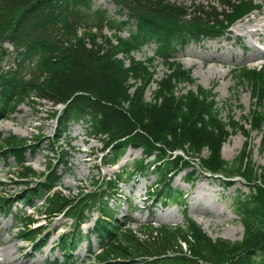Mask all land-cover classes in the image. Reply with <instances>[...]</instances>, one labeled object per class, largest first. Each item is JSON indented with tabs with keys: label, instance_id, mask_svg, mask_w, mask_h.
Here are the masks:
<instances>
[{
	"label": "trees",
	"instance_id": "16d2710c",
	"mask_svg": "<svg viewBox=\"0 0 264 264\" xmlns=\"http://www.w3.org/2000/svg\"><path fill=\"white\" fill-rule=\"evenodd\" d=\"M109 1L117 7L113 13L95 7L94 0H0V61L7 55L2 43L14 47L13 64L0 69V119L37 99L53 106L62 103L60 111L52 112L56 125L53 136L47 137L50 149L69 125L80 122L86 136L101 143L103 165L115 164L127 148L140 149L141 156L113 177L92 180L96 187H78L74 195L59 187L57 169L66 163L63 151L59 150L56 162L50 160L44 171L37 172L26 154L39 150L40 144L0 133V158L14 160V182L20 184L15 195L0 194V214L15 215L18 238L34 250L49 237L38 217L49 221L62 214L71 220L68 232L56 243L61 259L48 264H264V166L254 164L248 145L232 162L221 153L237 130L246 139L253 131L261 132L264 141V66L237 70L238 81L249 86L253 100L248 113L237 120L233 114L223 116L213 88L196 84L191 70L175 58L192 41L222 36L258 5L254 0L191 6L174 0ZM123 31L128 34L122 35ZM151 42L152 56L139 60L132 55ZM156 59L167 68L159 78H155ZM151 82L156 87L147 100L145 90ZM181 84L190 87L181 89ZM196 163L199 171L186 172L185 182L190 185L193 174L208 173L219 175L229 186L230 176L215 171L220 170L238 176L247 187V193L233 199L243 227L241 239H213L190 217L181 224L147 222L137 229L118 220L120 182L153 175L150 200L181 205L185 196L172 186V179ZM15 202L35 212H13ZM93 212L96 217L84 233L81 226ZM93 235L97 250L89 239ZM82 239L87 240L89 255L79 263L73 252Z\"/></svg>",
	"mask_w": 264,
	"mask_h": 264
},
{
	"label": "rangeland",
	"instance_id": "374dc122",
	"mask_svg": "<svg viewBox=\"0 0 264 264\" xmlns=\"http://www.w3.org/2000/svg\"><path fill=\"white\" fill-rule=\"evenodd\" d=\"M174 1L191 6L193 4L207 5L210 2L216 4L217 0ZM254 1L259 3V9L234 22L222 37L200 43H189L175 53V58L182 66L191 70V76L196 84L204 88H213L221 114L223 116L227 113L233 114L237 120L242 119L248 113L253 101L249 86L238 81L237 69L243 65L264 66V0ZM93 5L106 8L110 13L117 9L108 0H94ZM256 24L262 26H256ZM246 29L253 31V34H247ZM92 31L96 32V29L92 28ZM81 32L82 30L79 34ZM102 32L107 35L112 33L106 29ZM127 34V31L122 32L124 36ZM95 35L96 40L101 41L99 34ZM2 45L7 55L0 61V69H6L8 65H12L10 57L13 56L14 50L6 41ZM154 50L155 44L148 43L132 55L136 59L145 60L153 55ZM154 70L155 78H159L167 71V68L160 59H156ZM183 85L186 86V84H181L179 88L183 89ZM155 87V82H151L146 88L145 98L147 100L151 99ZM54 109L56 108L52 106V102L45 99L23 103L14 112L0 120V133L2 137L12 134L31 143L40 144L39 150L26 155L27 162L38 172L45 170L50 160L55 162V151L62 150L66 163L60 165L57 171L61 176L62 189L65 193L70 191L71 194H76L78 187H96L92 184V180L101 181L102 178L112 177L114 172L141 156L140 149L127 148L117 159L115 165H103L99 158L101 143L86 136L85 125L80 122L69 125L67 133H64L56 143L57 147L50 149V141L47 137L52 136L54 131L55 120L52 117ZM42 135L43 137L37 140ZM245 145H248L254 164L264 166V141L261 132L253 131L247 139L238 130L232 132L222 146V157L232 162ZM203 154L205 155L206 151ZM199 169V164L196 163L193 168H186L173 177L172 186L178 187L185 196V201L181 205L154 204L150 200L148 186L154 181L153 175H149L147 179L136 177L120 182L118 186L121 200L117 201L118 220L125 221L130 227L137 229L147 222L155 226L181 224L184 217H190L213 239L219 237L232 241L241 239L243 227L235 214L233 199L240 193H247V187L230 173L220 170L215 171L229 175L232 185H224L220 179L201 174H193V185L182 180L186 172L199 171ZM13 171H16L14 160L10 158L4 161L0 158V180L4 182L0 185V194L15 195L19 191V185L14 183L17 178ZM10 176L13 177L9 180ZM20 208L21 204L17 202L13 210L16 212ZM25 209L27 212L34 211L29 207ZM131 210L134 211L131 212ZM95 217L96 212L91 213L90 219L82 225L84 233L92 226ZM39 222L43 224L46 222L44 232L51 234L41 250L32 252L30 245L22 242L16 230L13 229L16 223L15 216L0 214V250L5 249L3 254L0 251V260H10L12 264L18 259L25 263L47 264L54 258L61 259V253L55 248V242L62 232L69 230L71 220L61 214L49 221L40 217ZM89 239L93 241V249H97L96 237L93 235ZM87 248L86 239L77 243L74 251L77 262L87 260ZM14 258L17 259L14 260Z\"/></svg>",
	"mask_w": 264,
	"mask_h": 264
},
{
	"label": "bare ground",
	"instance_id": "6f19581e",
	"mask_svg": "<svg viewBox=\"0 0 264 264\" xmlns=\"http://www.w3.org/2000/svg\"><path fill=\"white\" fill-rule=\"evenodd\" d=\"M256 26H262V25H259V24H256ZM246 32H248L247 34H253V31H251V30H247L246 29ZM128 153H129V151H128ZM4 245V244H3ZM18 249H19V247H18ZM1 251V253L3 254V251L5 252V249H2V250H0ZM6 253H8V252H6ZM6 253H4V255L6 254ZM18 253V252H17ZM16 253V254H17ZM12 254V253H11ZM28 254V253H27ZM1 255V254H0ZM9 255V254H8ZM26 255V254H25ZM14 256V255H13ZM18 256V255H17ZM0 258H1V256H0ZM10 258V257H9ZM12 259V258H11ZM17 258H14V260H16ZM14 262V261H13ZM1 263H3V264H12L11 263V261L10 260H8V261H3V259L2 260H0V264ZM14 264H34V263H25L23 260H17L16 261V263H14Z\"/></svg>",
	"mask_w": 264,
	"mask_h": 264
}]
</instances>
